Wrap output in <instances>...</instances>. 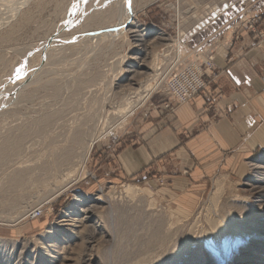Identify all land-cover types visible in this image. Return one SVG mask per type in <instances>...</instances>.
I'll use <instances>...</instances> for the list:
<instances>
[{
  "label": "rangeland",
  "instance_id": "rangeland-1",
  "mask_svg": "<svg viewBox=\"0 0 264 264\" xmlns=\"http://www.w3.org/2000/svg\"><path fill=\"white\" fill-rule=\"evenodd\" d=\"M122 2L134 23L117 32ZM235 45L264 50V0H0V264H264V153L189 210L165 170L116 178L148 127L217 105L216 57ZM198 67L206 91L178 103L162 79Z\"/></svg>",
  "mask_w": 264,
  "mask_h": 264
},
{
  "label": "crops",
  "instance_id": "crops-1",
  "mask_svg": "<svg viewBox=\"0 0 264 264\" xmlns=\"http://www.w3.org/2000/svg\"><path fill=\"white\" fill-rule=\"evenodd\" d=\"M241 48H221L216 57L210 90L217 105L199 98L175 113V126H167L168 117L159 129L148 127L139 146L117 151L116 178L165 170L172 183L166 194L189 210L210 177L245 176V161L264 153V50Z\"/></svg>",
  "mask_w": 264,
  "mask_h": 264
},
{
  "label": "built area",
  "instance_id": "built-area-1",
  "mask_svg": "<svg viewBox=\"0 0 264 264\" xmlns=\"http://www.w3.org/2000/svg\"><path fill=\"white\" fill-rule=\"evenodd\" d=\"M210 65L212 66L211 60H209ZM210 66V67H211ZM204 73L201 71L200 67L197 69H192L190 72L182 75L179 79H168L163 78L162 81L167 83V87L170 94L173 98L177 99L178 103H185L195 96L199 95L201 92L204 93L207 89V84L203 80ZM37 214H40V211H36ZM35 215V212L33 213Z\"/></svg>",
  "mask_w": 264,
  "mask_h": 264
},
{
  "label": "bare ground",
  "instance_id": "bare-ground-1",
  "mask_svg": "<svg viewBox=\"0 0 264 264\" xmlns=\"http://www.w3.org/2000/svg\"><path fill=\"white\" fill-rule=\"evenodd\" d=\"M121 1V0H120ZM125 2V1H123ZM122 2V3H123ZM22 3V1H21ZM128 3V2H127ZM121 4V3H119ZM131 5V4H130ZM121 6V5H120ZM130 7V6H129ZM132 7V6H131ZM121 9V7H119ZM123 12L122 13V16L120 17V21H119V24L117 25V27L114 29L115 31L119 32L118 30H122V29H125L126 27H129L130 26V23H134V19H133V14L131 12H127L126 13V8H125V3H123ZM121 9V10H122ZM120 11V10H119ZM108 32V31H107ZM106 33V32H105ZM98 34V33H97ZM108 34V33H107ZM121 34V33H120ZM96 35V34H95ZM99 35V34H98ZM97 35V36H98ZM116 34H110V36H113L115 37ZM105 36V35H104ZM109 37V36H108ZM93 39V38H92ZM100 39V37H99ZM178 40L176 41V45L178 47ZM174 48V47H173ZM173 50V49H172ZM156 72V71H155ZM156 76V75H155ZM157 78V77H156ZM156 80H154V76H152V78H148L147 81H146V86L142 88L141 91L135 93V95L129 99L130 102H128V104L126 105L127 108L125 109L124 111V116L123 117H127L128 115H130L135 108H137L139 105H141L149 96L150 92H152L153 90H156V88L159 86L158 83H156V85H154V82ZM95 144V142H94ZM93 146V143L90 145V149L91 147ZM19 180V179H17ZM68 186V185H67ZM132 186H129L127 187V193H132V189H131ZM133 188V187H132ZM221 187L219 186L217 190H219ZM79 202H81V199L78 198L77 199V204H76V207H79L80 204H78ZM84 214L87 215L89 213V210L88 209H85L83 210ZM68 214H72V212L70 211ZM85 219H89L87 216H84ZM84 220V219H83ZM81 221V220H80Z\"/></svg>",
  "mask_w": 264,
  "mask_h": 264
},
{
  "label": "water",
  "instance_id": "water-1",
  "mask_svg": "<svg viewBox=\"0 0 264 264\" xmlns=\"http://www.w3.org/2000/svg\"><path fill=\"white\" fill-rule=\"evenodd\" d=\"M93 35V34H92Z\"/></svg>",
  "mask_w": 264,
  "mask_h": 264
}]
</instances>
